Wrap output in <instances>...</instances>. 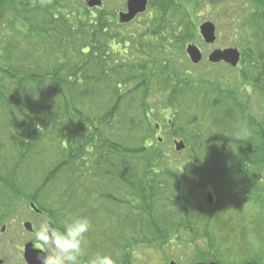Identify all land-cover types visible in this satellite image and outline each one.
<instances>
[{
    "label": "trees",
    "instance_id": "1",
    "mask_svg": "<svg viewBox=\"0 0 264 264\" xmlns=\"http://www.w3.org/2000/svg\"><path fill=\"white\" fill-rule=\"evenodd\" d=\"M77 1L0 0V202H35L59 230L86 217L78 264H130L189 227L199 260L264 264V0L234 27L241 61L223 75L193 73L182 23L124 35Z\"/></svg>",
    "mask_w": 264,
    "mask_h": 264
},
{
    "label": "rangeland",
    "instance_id": "2",
    "mask_svg": "<svg viewBox=\"0 0 264 264\" xmlns=\"http://www.w3.org/2000/svg\"><path fill=\"white\" fill-rule=\"evenodd\" d=\"M127 0H103V6L101 9L112 11L114 14V22L119 24V30L127 35L129 33H143L148 31V25L150 31H162L166 34L171 30H176V24L182 23L183 27L189 31V37L185 45V51L188 44L197 45L203 52V59L198 65H190L193 73H200L204 71L214 72L218 75H223L227 72V63L221 62L217 66H210L208 56L215 49H225L228 47H236L234 44L235 38H240L243 35L238 31L234 34V27L239 28L243 22V14L250 13L252 8L250 7L249 0H148L147 10L139 14L132 22L121 23L118 21V14L121 11H126ZM77 6H87L84 0L76 2ZM168 4V10L163 14L162 6ZM96 8V7H95ZM95 8H90L97 12ZM166 9V7H164ZM210 21L216 25L217 39L212 44H207L202 39L199 31V27L203 22ZM235 22V24H234ZM238 24V25H237ZM238 30V29H237ZM241 52V50H240ZM189 66V67H190ZM259 98L255 96L253 101L254 107H258ZM157 137L165 139L164 146L170 145L168 148L170 151H174L176 140L180 141L179 137H175L169 134V130L162 128L158 130ZM181 151V150H180ZM178 152V150H176ZM190 183V182H187ZM190 189V185H186ZM213 192L215 199L217 194L212 189L208 190ZM208 191L203 192V199L206 200V194ZM207 206H214V204H207ZM226 209H224L225 213ZM219 212L216 211L217 217ZM45 220L44 217H40L32 211L30 207V201L26 199L18 200L14 203L10 201L1 200L0 202V227L6 224V232L2 236V242L5 245V250L10 256L11 264H20L22 258H19L16 254L15 245L21 243V238L27 240L28 244L31 242L38 243L34 238V232L23 227V222L32 221L34 229H38L40 223ZM216 221H211L213 227ZM216 229V228H215ZM219 233V225L217 226ZM216 229V231H217ZM183 237L182 240H176L172 243H166L165 240H146L139 243L130 250V264H169L174 260L177 264H195L199 261L200 252L198 250H204L205 245L201 240H194L191 236V228H182L177 233ZM31 241V242H30ZM195 243V244H193Z\"/></svg>",
    "mask_w": 264,
    "mask_h": 264
},
{
    "label": "clouds",
    "instance_id": "3",
    "mask_svg": "<svg viewBox=\"0 0 264 264\" xmlns=\"http://www.w3.org/2000/svg\"><path fill=\"white\" fill-rule=\"evenodd\" d=\"M89 228L86 217L67 220L63 230L56 228L50 220H43L34 231L40 247L36 260L39 264H78L79 258L85 254L82 244ZM87 264H114V260L110 254L96 253L88 257Z\"/></svg>",
    "mask_w": 264,
    "mask_h": 264
},
{
    "label": "water",
    "instance_id": "4",
    "mask_svg": "<svg viewBox=\"0 0 264 264\" xmlns=\"http://www.w3.org/2000/svg\"><path fill=\"white\" fill-rule=\"evenodd\" d=\"M90 8L101 7L103 5V0H84ZM148 5V0H128L127 1V11L119 13V20L121 23H127L133 20L137 14L146 11ZM200 35L207 44H212L216 41V25L210 21L203 22L199 27ZM186 51L194 64L201 62L203 58L202 50L195 44H189ZM240 51L236 47H228L225 49H215L208 57L211 63L226 62L231 66H237L240 61ZM176 149L178 151L185 149V144L183 141H176ZM206 200L209 204L214 203V195L208 193ZM35 208V205L32 204ZM32 223L26 222L25 228L32 230ZM40 249L34 248L33 243L27 244L25 257L28 264H39L36 260V253ZM169 264H177L176 261L172 260ZM195 264H222L216 261H199Z\"/></svg>",
    "mask_w": 264,
    "mask_h": 264
},
{
    "label": "flooded vegetation",
    "instance_id": "5",
    "mask_svg": "<svg viewBox=\"0 0 264 264\" xmlns=\"http://www.w3.org/2000/svg\"><path fill=\"white\" fill-rule=\"evenodd\" d=\"M126 11H127V2H126ZM126 11H121V12H126ZM33 203H35V202H33ZM35 206H36V209L32 207V202H30V207H31L32 211L35 212L36 215H38L40 217H44L45 219L50 220L54 224V221H53L51 215L49 214V212H47L45 209L40 208L39 206H37L36 203H35ZM26 222L27 221L23 222V227L24 228H25V223ZM30 222L32 223V221H30ZM6 226H7L6 224H3V226L1 225V227H0V264H11L10 256H9L8 252L5 250L4 243L1 241L2 238H3L2 236L6 232ZM34 231H35V229H34V224H33L31 232H34ZM31 243H33L35 248H40L39 247V243H36V242H31ZM27 244H28L27 240L24 239V238H21V243L15 245V248H16L15 252L18 255V261H19L20 257L22 258L20 264H28L27 261H26V257H25ZM14 264H16V262Z\"/></svg>",
    "mask_w": 264,
    "mask_h": 264
}]
</instances>
